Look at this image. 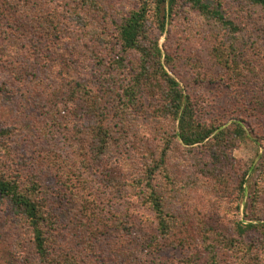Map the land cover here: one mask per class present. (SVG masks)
Wrapping results in <instances>:
<instances>
[{"label":"trees","instance_id":"obj_1","mask_svg":"<svg viewBox=\"0 0 264 264\" xmlns=\"http://www.w3.org/2000/svg\"><path fill=\"white\" fill-rule=\"evenodd\" d=\"M234 1L239 3V14L243 13L241 17L250 24H236L228 18L224 0H136V8H123L116 12L100 8L94 0H83L76 5L83 8L85 3L88 6L84 7L87 10L83 13H79L76 7L67 12V6L57 9L52 4L53 10L44 17L36 14L30 19L35 30L45 28L56 34L64 42L65 51L71 52L73 60L84 59V62L91 60L94 63L96 86L92 83H70L69 86H61L57 96L65 102L59 106L63 116L71 114L80 120L85 119L79 126L85 138L74 145L75 157L81 159L82 164L91 160L98 163L107 160L109 172L113 171L118 180L123 174L118 170L117 159L124 155L117 153L122 151L119 138L114 134L119 130L139 132L141 128L153 127L154 135L159 136L158 150L127 163L132 171L131 177L125 176L126 181L120 184L123 189L117 185L115 192H128L152 214L148 219L152 229L142 236L147 237L148 246L153 251H159L160 247L194 249L190 256L176 264H220L219 251L230 247L255 252L258 244L256 241L246 242L248 231L264 236V171L255 183L251 202L246 204L250 211L245 219L249 223L244 224L239 221V213L249 171L243 172L235 181L229 179L226 168V164H232L233 151L247 135L241 125L244 122L238 120L229 126H215L204 119L197 110V104L186 95L168 70L174 66L176 54L169 50L164 53L160 45L164 35L176 33L179 21L190 20L191 15L197 16L200 23H205V30L211 36L213 46L209 51L212 65L217 71L223 70L224 80L263 90L259 104L264 114V0ZM4 2L15 13L24 12V3L20 0ZM100 9L114 27L110 43L104 42V34L90 24L88 15L93 11L99 13ZM62 21H67L63 29ZM251 25H259L256 32L262 34V39L254 38ZM185 35L190 36L184 31L180 36L183 41ZM203 65L199 62L201 68ZM139 120L145 121L147 126L142 127ZM12 133L14 128L0 127V202L7 205L22 225V237L29 242L25 259L30 261L31 257L35 264H80L74 255L57 251L59 221L49 208L41 184L34 177L23 184V177L14 172V165L10 163L11 145L8 143ZM257 138L263 146L264 137ZM199 146L202 151L204 147L210 153L209 159L205 160L193 152ZM179 156L186 163L198 167L205 179L203 184L198 175L178 178L171 161ZM125 160L122 161L125 163ZM76 174L74 172V177ZM204 183L212 186L217 201L201 199L217 210L214 215L219 220L213 215H205L196 203L185 210L180 207L183 194L196 185L202 187ZM65 185L70 188L73 199L80 201L82 214L92 234L96 237L102 235L105 225L99 215L103 212L101 204L95 196H86L85 191L71 181ZM219 200L230 202L231 208L237 212V220L232 221L233 230L222 227L224 223L220 218L223 214L217 205ZM117 227L132 233L130 227L120 224ZM151 261L152 264H164L156 259Z\"/></svg>","mask_w":264,"mask_h":264},{"label":"rangeland","instance_id":"obj_2","mask_svg":"<svg viewBox=\"0 0 264 264\" xmlns=\"http://www.w3.org/2000/svg\"><path fill=\"white\" fill-rule=\"evenodd\" d=\"M20 1L24 3L23 13H15L6 7L4 0H0V127L14 128V133L8 138L12 156L10 163L14 165V172L23 177V184L32 177L37 179L51 212L59 221L56 232L59 242L57 251L74 255L80 264H152L151 259L164 264H176L190 256L194 249L160 247L159 251H153L148 246L147 237L142 236L145 231L152 229V224L148 222L152 214L141 207L128 192H124V195L115 192L117 185L120 190L123 189L120 184L126 181L125 176L131 177L132 171L127 167L130 160L138 161L158 150L160 138L154 135L153 127L146 130L141 128L139 132L119 130V133L114 134L119 138L122 151L117 153L124 155L117 159L118 170L123 174L118 180L113 171L109 172L107 160L101 163L91 160L82 164L81 159L75 157L74 145L80 144L85 138L79 129L85 119L80 120L71 114L63 116L59 106L64 101L57 96L61 86H69L70 83H92L96 86L94 63L91 60H73L71 52L65 51L64 42L56 34L45 28L35 30L30 19L36 14L44 17L53 10L52 4L57 9H65L67 6V12L76 7L79 13L86 11L84 7L88 6L85 3L83 8L76 6L83 0ZM94 1L100 8H108L112 12L137 6L136 0ZM224 1L228 18L236 24H250L241 17L243 13L239 14V3L234 0ZM88 16L91 26L104 34V42L110 43L114 27L105 13L100 9L99 13L93 11ZM191 16L190 20L178 22L176 33L164 35L160 45L164 53L169 50L173 55L176 54L174 66L168 70L178 80L186 95L197 104V110L204 119L215 126H229L238 120L244 122L241 125L247 135L232 153L233 165L225 164L229 179L235 181L240 179L243 172L249 171L245 198L239 213V221L248 224L245 217L250 210L246 204L251 202L255 183L264 171V145L257 138L264 137V114L259 104L263 90L249 84L224 80L223 70L217 71L212 65L209 50L213 43L205 30V23H200L197 16ZM66 23L62 21V29ZM258 27L251 25L250 30L254 38L262 39V34L256 32ZM184 31L190 35H185V41L180 37ZM65 33L70 36L68 32ZM116 48L120 49L119 46ZM199 62H203L202 68ZM125 76L127 80L130 79L128 74ZM139 121L142 127L147 126L145 121ZM193 152L205 160L211 156L206 148L203 147L202 151L201 146ZM171 163L175 165L179 179L198 175L202 184L205 181L198 167L186 163L181 156L172 159ZM74 172H77L75 177ZM70 181L82 188L86 196H95L101 204L103 212L99 215L105 225L102 235L96 237L92 234L82 214L80 201L73 199L70 188L65 185ZM157 183L161 189L159 180ZM213 190L212 186L205 183L202 187L196 185L181 197V209L185 210L196 203L205 215H213L219 220L214 215L217 210L204 204L201 199L217 201ZM224 202L219 200L217 203L223 214L220 218L224 223L222 227L233 230L232 221L237 220L238 215L231 208L233 205L230 206V202ZM118 224L130 227L132 233L118 229ZM21 226L7 205L0 202V264H35L31 257L30 261L25 259L29 242L23 239ZM246 236V242L256 241L258 244L255 252L248 253L242 251V248L230 247L229 250L219 251L220 264H264V236L255 231H248Z\"/></svg>","mask_w":264,"mask_h":264}]
</instances>
